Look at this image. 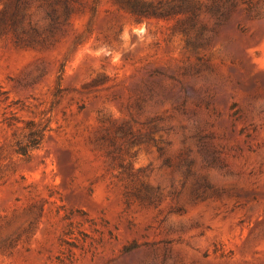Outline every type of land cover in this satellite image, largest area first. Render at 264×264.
I'll use <instances>...</instances> for the list:
<instances>
[{"label":"rangeland","instance_id":"1","mask_svg":"<svg viewBox=\"0 0 264 264\" xmlns=\"http://www.w3.org/2000/svg\"><path fill=\"white\" fill-rule=\"evenodd\" d=\"M0 0V264H264V0Z\"/></svg>","mask_w":264,"mask_h":264},{"label":"trees","instance_id":"2","mask_svg":"<svg viewBox=\"0 0 264 264\" xmlns=\"http://www.w3.org/2000/svg\"><path fill=\"white\" fill-rule=\"evenodd\" d=\"M122 3L127 6L133 13L142 14V10L139 8L137 3H132L130 1L122 0Z\"/></svg>","mask_w":264,"mask_h":264}]
</instances>
